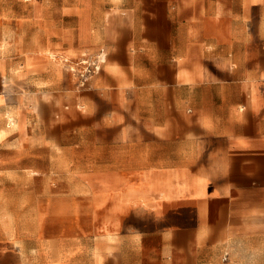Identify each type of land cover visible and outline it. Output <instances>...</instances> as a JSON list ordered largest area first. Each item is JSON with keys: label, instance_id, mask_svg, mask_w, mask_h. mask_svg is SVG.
<instances>
[{"label": "crops", "instance_id": "1", "mask_svg": "<svg viewBox=\"0 0 264 264\" xmlns=\"http://www.w3.org/2000/svg\"><path fill=\"white\" fill-rule=\"evenodd\" d=\"M58 1L0 0V264H264V0Z\"/></svg>", "mask_w": 264, "mask_h": 264}, {"label": "built area", "instance_id": "2", "mask_svg": "<svg viewBox=\"0 0 264 264\" xmlns=\"http://www.w3.org/2000/svg\"><path fill=\"white\" fill-rule=\"evenodd\" d=\"M82 64L84 66L81 70L80 81H81V85H86L87 80L91 76V74L95 73L97 70L100 69L101 63L100 60L98 61L85 60L82 62ZM71 69L75 70V67L71 66Z\"/></svg>", "mask_w": 264, "mask_h": 264}, {"label": "rangeland", "instance_id": "3", "mask_svg": "<svg viewBox=\"0 0 264 264\" xmlns=\"http://www.w3.org/2000/svg\"><path fill=\"white\" fill-rule=\"evenodd\" d=\"M56 2H59L58 0H56ZM58 7H60L59 5H58ZM60 57L58 56V59H59ZM66 61V60H65ZM65 61L64 62H62V64H63V66L65 67V68H69V70L71 69V66H73V67H75V70H72L71 69V71L72 72H74L75 73V75L76 76H78L79 78H81L80 77V75H81V70H82V68H83V64H80V65H77L75 62H72V61H66L67 63H65Z\"/></svg>", "mask_w": 264, "mask_h": 264}, {"label": "bare ground", "instance_id": "4", "mask_svg": "<svg viewBox=\"0 0 264 264\" xmlns=\"http://www.w3.org/2000/svg\"><path fill=\"white\" fill-rule=\"evenodd\" d=\"M51 54L54 55L53 52H51ZM64 59H65V58H64ZM83 61H85V60H83Z\"/></svg>", "mask_w": 264, "mask_h": 264}]
</instances>
